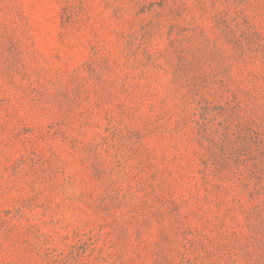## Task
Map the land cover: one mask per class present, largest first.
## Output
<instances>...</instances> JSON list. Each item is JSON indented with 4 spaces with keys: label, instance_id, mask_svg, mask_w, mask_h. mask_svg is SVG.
<instances>
[{
    "label": "rangeland",
    "instance_id": "obj_1",
    "mask_svg": "<svg viewBox=\"0 0 264 264\" xmlns=\"http://www.w3.org/2000/svg\"><path fill=\"white\" fill-rule=\"evenodd\" d=\"M0 264H264V0H0Z\"/></svg>",
    "mask_w": 264,
    "mask_h": 264
}]
</instances>
